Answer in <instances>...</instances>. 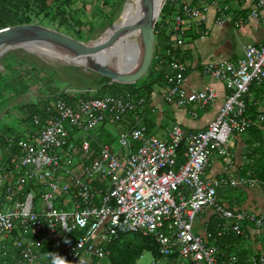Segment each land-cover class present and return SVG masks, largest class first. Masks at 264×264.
I'll list each match as a JSON object with an SVG mask.
<instances>
[{"label": "built area", "instance_id": "built-area-1", "mask_svg": "<svg viewBox=\"0 0 264 264\" xmlns=\"http://www.w3.org/2000/svg\"><path fill=\"white\" fill-rule=\"evenodd\" d=\"M167 1L176 9V15L167 52L172 60L167 63L170 73L164 79L163 103L178 107L194 103L210 105L216 100L217 92L188 89L185 85L187 67L182 59L187 40L185 34L191 27L209 29L211 17L216 25L224 24L225 14L230 11L226 5L228 0ZM242 1L248 14L244 21L235 24L236 27L249 23L262 32L263 38L258 44H248L236 62H211L204 66L202 73L223 81L228 90L225 103L207 130L187 133L181 127L173 126L168 142L151 136L140 118L135 121V115H142L149 107V101L146 96L127 94L90 98L75 104L61 99L45 109L44 119L40 115L33 116L32 126L26 128L27 139L20 142L25 152L22 164L31 167L32 171L27 172L36 180L34 190L46 211L37 212L31 194L16 203L14 209L3 210V203L11 202H4L0 191V254L12 243L16 250L14 261L20 254L18 264H95L96 260H104L108 255L104 245L121 234L140 233L153 237L161 245L164 255L176 251L184 260L218 264L216 249L209 247L193 231L198 215L206 208H214L219 215L235 219L237 224L248 219L256 226L264 227V218L224 211L217 200L221 189L245 183L255 186L256 180L206 179L203 176L210 166L213 150L231 161L227 151L230 136L242 134L252 125L246 115L244 97L253 83H264V0ZM204 33H207L206 29ZM76 92L65 91L71 96ZM191 114L197 117L193 111ZM131 116L133 123L128 120ZM259 120L264 122V114ZM107 121L128 124V129L119 135L122 152H114L111 145L105 143L93 157L90 143L84 140L79 146L82 151L79 167L72 170L62 163L65 152L78 148L71 141L69 130H82L88 139L92 130ZM182 142L188 146L187 160L177 167ZM134 143L138 144L136 148H133ZM22 182L26 183V180L22 179ZM96 183L108 186L107 191ZM57 194L68 198L72 210L55 209L53 200ZM6 195L9 198L8 190ZM168 227L174 228L175 233H165ZM234 229L240 231L238 225ZM18 233H29L34 240L21 238ZM61 233L67 237L79 236L74 241L70 238L61 241ZM46 241L56 242L57 251L41 254L38 249ZM252 264H264V255L254 259Z\"/></svg>", "mask_w": 264, "mask_h": 264}, {"label": "crops", "instance_id": "crops-1", "mask_svg": "<svg viewBox=\"0 0 264 264\" xmlns=\"http://www.w3.org/2000/svg\"><path fill=\"white\" fill-rule=\"evenodd\" d=\"M241 9L247 8L244 6ZM247 14L248 9L245 13L241 12L240 9H236L233 12L229 11L225 14L227 20L222 25H216L214 22H211L208 25L210 26L208 27L209 29H207L205 25V28H203V26L198 27L197 31L196 29L190 30L184 51L182 52V59L187 67V72L184 74L187 78L185 85L188 89H212L217 92V98L212 104L206 106L194 103L186 107H178L174 104L163 103L165 92L164 82L156 85L151 95H146L147 100L154 103H150V107H148L149 109L147 108L144 110L142 115H135V121L137 118H140L139 121H141L142 125L145 127L148 126V134L151 133V130H156L159 127L160 130L164 129L163 105L174 107L176 112H174L173 120L171 124L165 128V133L161 134L162 138L153 134H151V136L168 142L170 140L169 130L173 126H179L187 133L204 131L209 128L210 123L215 119L219 109L225 103L226 97L228 96V90L223 81H217L207 77L202 71L204 66L211 62L218 64L222 61H238L243 56L244 48L248 44H253V42L257 41V43H259L262 40V32L256 30L253 25L245 23L241 27H236L235 24L244 21ZM200 28H202L201 33H198ZM204 29L207 30V33H204ZM239 37L250 40L249 43L243 45V54L241 56H238L239 53L234 48L233 44V40L239 42ZM161 69L164 76L170 73L169 64H166L164 69L163 66H161ZM244 100L248 109L247 116L250 120L256 122V125L242 135H234L229 138L227 151L229 152V158L231 161L223 158L216 150H213L210 166L205 170L203 176L206 179L227 178L235 180H256L257 184L255 186H249L245 183L236 186L229 185L226 188L221 189L218 192L217 200L224 211L233 212L235 215L264 218V123H260L258 120V116L264 114V83L261 85L252 84L251 91L244 97ZM45 103L47 105L50 104L47 102ZM192 106L195 107L193 108ZM192 111L197 114V117L192 116ZM147 112L150 114L148 113L146 115ZM128 120L132 123L134 122L132 116ZM120 124L124 127L122 131L128 129L127 123ZM103 125L104 124L101 126ZM31 126L32 125L27 127ZM94 139L97 138L94 137ZM136 146H138V144L134 143L133 148H136ZM186 148L188 150L187 143ZM114 152H122V150L119 147ZM185 153L183 156L185 161L183 160L182 163H179V155L177 154V167L186 163L187 159ZM226 167L227 170L225 169ZM220 216L223 215H219L214 208H206L198 215L193 228L194 234L201 237L206 243L212 238L213 231H218V237H224L226 235L225 248H221V245H213V248L216 249V256L217 254L218 257L219 255H227L226 252L230 250H237L246 253L248 257L264 255V227H258L248 219L241 220L237 224L235 219H228L224 216ZM237 225L239 226V232L234 229ZM164 231H166L165 233L167 234L169 231H173L174 234L176 230L168 227ZM75 236L76 240L79 234ZM62 238L65 240L70 237L61 233L59 240L62 241ZM228 240H230V243H228ZM210 244L212 245V243ZM5 245L7 246L8 243ZM9 246L10 244L8 245L7 250L9 249ZM159 248L160 253L164 255L161 252L160 244ZM8 253V258H13L12 261L14 262V256L16 253H11L9 251ZM175 255H179L181 261H184L179 252L164 256L169 258L174 257ZM227 256L229 257V255ZM239 259L240 258L236 255H230L228 264H237Z\"/></svg>", "mask_w": 264, "mask_h": 264}, {"label": "trees", "instance_id": "trees-1", "mask_svg": "<svg viewBox=\"0 0 264 264\" xmlns=\"http://www.w3.org/2000/svg\"><path fill=\"white\" fill-rule=\"evenodd\" d=\"M73 0H0V29L6 28L8 26H16L21 24H32L36 23L39 25L44 26V21L46 23H59L56 30L61 31L60 27L69 25V20L73 19V15L83 14V17H87V10L85 5L81 9H74L72 7ZM105 2V0H104ZM105 7L107 6L106 3L103 4ZM174 10L173 5L167 1L166 5L164 6L163 10L161 11L160 17L158 22L155 26V34H156V49H155V56L152 63V66L147 74L148 82L141 86L140 88H134V85L131 89H128L127 92L122 91L121 88H117L116 84H122L115 81H112L108 78L102 77L100 75L95 74V76L102 78V80H96V77H91L90 82L88 81L87 75L84 71L82 72L79 67H63V68H55L50 66L37 57L28 54L24 50H16L10 51L6 53L1 58V66L4 71L0 70V110H5L6 114L10 115L12 113L16 114L17 122L22 123V125L26 126V121L32 123V117L35 114H42L41 107L47 103L54 101L55 99L61 98L65 99L71 104H75L76 101L80 99H88L92 98L87 96L89 92L80 93L77 95H67L65 94L62 85H70L74 87V83H77L79 86L74 87L78 90H95L99 92V94L95 97H104V96H119L121 94L131 95L132 97H145L150 96L154 90L156 85L162 84L164 82L165 76L161 71V66H164L172 60L171 55H168L167 52L169 50L170 38L173 33V29L169 32H165V27L167 23L165 22L168 15ZM241 12H247V9H240ZM229 12V11H228ZM227 12V13H228ZM44 18V20H41ZM81 19V18H80ZM50 21V22H47ZM73 27L75 25L85 27L88 26V32H84L86 34H90L92 37V33H94L95 29L91 26V20H84V21H74ZM113 21L109 22L111 25ZM70 26V25H69ZM46 27V26H45ZM196 28H191L194 30ZM77 32L79 37H82L81 29ZM190 32V31H189ZM185 34V39L188 37V33ZM201 33V28L198 31ZM77 38L80 41L90 42L92 39L87 37L86 40L81 38ZM76 38V37H75ZM258 44V43H257ZM19 52H26L25 54H20ZM180 50L177 51L179 53ZM161 73V74H160ZM13 74V78L9 75ZM35 76V79L43 81V85L45 87L44 91L40 92V96L34 102H27L17 105H12L13 100L21 97V95L26 94L30 86H28L27 79H31ZM146 76V77H147ZM35 79L33 80L34 82ZM87 83V84H85ZM134 84V83H132ZM256 84V83H253ZM263 84V83H262ZM130 85L131 84H126ZM258 85V84H257ZM261 85V84H260ZM67 86V87H68ZM251 91V88H250ZM249 91V92H250ZM110 92V94H108ZM147 93V94H146ZM45 94V95H43ZM248 94V93H247ZM246 94V95H247ZM15 95V96H14ZM51 104H49L50 106ZM248 115V109L247 113ZM262 115V114H260ZM259 115V116H260ZM258 116V120H259ZM20 117V118H19ZM248 117V116H247ZM249 118V117H248ZM252 121V120H251ZM260 122V120H259ZM264 123V122H260ZM256 125V122L252 121V125L249 127L252 128ZM148 127V126H147ZM27 128V127H26ZM247 129V131L249 130ZM246 131V132H247ZM244 132V133H246ZM242 133V134H244ZM12 135L11 130L7 128L5 131L0 132V165H8L14 159L15 155L18 153L17 148H12L9 152L7 150V142H6V135ZM242 134H233L234 135H242ZM230 136V137H231ZM107 137H111L108 136ZM90 143V151L93 157H95L99 152H97V147L99 148L100 144L97 139L89 138ZM105 144V143H104ZM120 147V144L118 142ZM121 148V147H120ZM187 150L186 142H182L179 147L178 155H179V163L185 161L184 153ZM11 165V164H10ZM98 186H103L100 183H96ZM104 190L107 191L108 186H103ZM6 196L2 191V200H6ZM83 201H81L82 203ZM97 202H100V199L97 198ZM12 203H3V208L7 210L8 208H12ZM2 209V208H1ZM76 234L70 236L71 240H75ZM225 238L218 237V231L212 232V238L209 240L207 244L209 247H213V245L220 246L221 248H225ZM64 238H62V241ZM4 244L8 242L3 241ZM230 243V240H228ZM104 248L107 250L108 255L104 260H96L95 264H102L106 262V264H138L141 257L150 252L155 257V263L153 264H187L182 262L179 255H175L174 257L166 258L164 255L160 253L159 244L153 237H145L140 233H127L121 234L116 240L111 242L110 244L104 245ZM41 254H45L51 251L56 250V242L54 241H46L39 249ZM67 253V252H66ZM227 255H236L239 257V261L237 264H252L254 259H257L259 256L248 257L246 253L239 252L237 250L227 251ZM67 255H69L67 253ZM226 254L224 256L218 254L216 257L218 264H228L229 257ZM20 254L16 255V259L13 262V258L9 259L6 253H3L0 256V264H18L17 259L19 258ZM70 256V255H69ZM9 259V260H8ZM189 264H200L195 263L191 260H186Z\"/></svg>", "mask_w": 264, "mask_h": 264}, {"label": "water", "instance_id": "water-1", "mask_svg": "<svg viewBox=\"0 0 264 264\" xmlns=\"http://www.w3.org/2000/svg\"><path fill=\"white\" fill-rule=\"evenodd\" d=\"M163 7L157 9L156 0H142L138 42L129 41L120 35L118 29L124 26L120 23L121 17L100 37L90 42L77 40L62 31L36 23L8 26L0 29V57L16 49L29 52L26 48L28 44H34L44 51L59 48L73 56L76 65L87 73L118 83H136L147 76L152 66L156 49L155 26ZM124 10L125 6L123 13ZM213 19L211 17L210 23Z\"/></svg>", "mask_w": 264, "mask_h": 264}, {"label": "rangeland", "instance_id": "rangeland-1", "mask_svg": "<svg viewBox=\"0 0 264 264\" xmlns=\"http://www.w3.org/2000/svg\"><path fill=\"white\" fill-rule=\"evenodd\" d=\"M211 1V0H209ZM128 0H73L72 2V7L74 9H81L83 7V5H85L86 10H87V17H83V14H78V15H73V19L69 20V25L66 26H62L60 27V30L77 39L79 37V35H77V31H80L81 29V33H82V37H79L83 40H86L87 37H89L90 39L95 40L98 37H100L109 27V22L110 21H119V18L121 17V14L123 13V9L124 6L127 4ZM106 3L107 6L105 7L103 4ZM226 5L228 6V8L230 9L231 12L235 11L236 9H241L242 7H244V2L242 0H228L226 1ZM195 6V5H192ZM163 10V9H162ZM175 15H176V9L174 8V10L168 15L167 19H166V27L165 30L166 32L169 30H172L175 26ZM228 16V15H227ZM160 17V16H159ZM81 18V19H80ZM91 20V26L94 27L95 31L94 33H92V37L90 34H86L84 32H88V26L85 27V25L82 26H77L75 25L73 27V24L75 23L74 21H84V20ZM41 20H44V18H41ZM161 20V19H160ZM159 20V21H160ZM50 22V21H47ZM114 23V22H113ZM112 23V24H113ZM44 26L51 28V29H57V27L59 26V23H46L44 21ZM212 25V24H210ZM198 30V28H196V31ZM247 38V37H245ZM78 40V39H77ZM250 40L248 39H244L239 37V42L237 40H233V44H234V48L236 49V51H238V56H241L243 54V45L249 43ZM258 42V41H257ZM257 42H253V44H257ZM16 50H22V49H16ZM25 51V50H24ZM27 52V51H26ZM26 52H19L21 55L25 54ZM28 53V52H27ZM30 55H33L31 53H28ZM35 56V55H33ZM37 57V56H35ZM1 58L0 57V70L4 71V69L1 66ZM39 60H41L42 62L53 66L55 68H63V67H67V68H71V67H78L76 64L72 63L69 65H63L60 63H53L49 61H45L42 58L37 57ZM59 62V60H57ZM81 69V71L83 72L84 69L82 67H79ZM85 72V71H84ZM87 75H89L90 77L88 78L87 82L93 81L91 80V77H96L94 73H87L85 72ZM11 78H13V74L9 75ZM35 79V76H33L30 80L27 79V82L29 83L28 86H30V88L28 89V92H25L26 94L21 95V97L14 99L12 105H17V104H22V103H27V102H34L38 99V97L40 96V92L44 91L45 87L43 85V81L38 80V78L35 79L36 82H34L33 80ZM96 80H102V78H99L98 76L95 78ZM148 82V76L142 78L141 80H139L138 82L131 84L130 85H126V84H116L115 86H117V88H121L122 91L127 92L128 89H131V87L134 85V88H140L141 86H143L144 84H146ZM87 84V83H85ZM74 87H78L79 85L77 83L73 84ZM68 85L63 84V90H75L76 88L71 87L72 84L70 83V85L67 87ZM94 91V89H93ZM99 94V92H90L87 96L89 97H95ZM108 94H110V92H108ZM45 95V94H43ZM15 96V95H14ZM150 103H154V102H149V107H150ZM193 108L195 106H192ZM149 109V108H148ZM163 111H164V122H163V128L162 130H160V127L157 128L156 130H151V133H149L150 135H156L159 138L161 137L162 133H165V128H167L172 120H173V116H174V112H176V110L174 109V107L171 106H166L163 105L162 107ZM193 110V109H192ZM149 112L146 113V115ZM43 114V113H42ZM42 114H40L42 116ZM150 114V113H149ZM17 118L16 114L12 113L10 115L6 114L5 110H0V132L5 131L7 128H9L11 130V133L15 136H21L23 139H27V135L24 132V129L27 126H30L32 123L29 121H26V126L22 125V123H18L17 122ZM20 118V117H19ZM104 126V127H103ZM103 126H99L98 128H96L95 130H92L89 135L90 136H94L95 138H97L98 142L100 144H104V143H108L111 145V147L113 148V150H117L119 148L118 142H119V135L121 133V131L123 130V125L117 122H111V121H107ZM172 126V125H171ZM7 135V134H5ZM111 136V137H107ZM87 141L89 142L88 139H86V132L79 130V131H75L71 134V141L76 143L78 145V148L73 147L69 152H65L62 156V163L68 164L69 167L72 170H75L79 167L81 161H82V151L79 149V146L82 145L83 141ZM14 142V141H12ZM97 152H99V148L97 147ZM34 196H36V194L34 193ZM99 197V196H98ZM37 202V199H36ZM53 204L55 209L57 210H61L62 208H65V210H72V207H70L69 203H68V198H66V196H63L61 194H57L56 197L53 200ZM3 210H5V208L2 207ZM46 211V207L44 206V203H42V205L37 209V212H44ZM19 231V230H17ZM19 237L21 238H25V239H32L34 240V238L28 233H18ZM207 244H210L209 242H207ZM9 252L11 253H16V250L14 249V247L12 245L9 246L8 249ZM155 257L153 256L152 253L147 252L143 255V257H141V259L139 260L138 264H153L155 263ZM184 263L189 264L188 261L184 260ZM102 264H106V262H103Z\"/></svg>", "mask_w": 264, "mask_h": 264}, {"label": "clouds", "instance_id": "clouds-1", "mask_svg": "<svg viewBox=\"0 0 264 264\" xmlns=\"http://www.w3.org/2000/svg\"><path fill=\"white\" fill-rule=\"evenodd\" d=\"M187 39H188V37H187ZM11 51H16V50H11ZM88 90L89 91L76 89L77 92L75 94H73V95L75 96L77 94L86 93V92H89V93L90 92L91 93L92 92H96L95 90L94 91L91 90V89H88ZM92 98H96V97H92ZM88 99H90V98H88ZM58 100H61V98L55 99L54 101L50 102V104H51L50 106L52 107L54 104H56V102ZM82 100H86V99H80V100L76 101L75 103L80 102ZM48 106L49 105L46 104V105L41 107V110H42V113H43L42 116L40 114H35V115H40L44 119L45 116H46L45 109ZM32 124H33V117H32ZM69 131H70V135H71L73 132L79 131V130H69ZM24 132H26V129H24ZM91 138L93 139L94 137L91 136ZM22 140H24V139L21 136H12V135H8V134L6 135V142H7V146L6 147H7L8 152L12 148H17L18 149V153L15 155V159L10 163L11 165L10 164H8V165H3V164L0 165V178H3L2 179V186L0 187V191L1 192L3 191L5 196H6V198H7L6 200H3V201L4 202L5 201L11 202L13 204V206H12L13 209L15 208L16 203L20 202L21 199H26L28 197V194H31L34 197V200H35V203L37 204V209H38L42 204L39 203L38 195L36 194V192L34 190V185H33L34 183L33 182L36 183V180L30 178V174L28 173V172L32 171L31 167H25L22 164V160H23L24 153H25L23 148L20 146V142H22ZM12 141H14V142H12ZM22 179H25L26 183L22 182ZM9 189H10V191H9ZM6 190H8V192H9V198L6 195ZM34 193L36 194L37 197L34 196ZM36 199H37V202H36ZM9 244L12 245V243H9ZM3 253H6V255L9 254L8 250H3V252L0 254V256H2ZM172 254H173V252L170 253L169 255H172Z\"/></svg>", "mask_w": 264, "mask_h": 264}, {"label": "bare ground", "instance_id": "bare-ground-1", "mask_svg": "<svg viewBox=\"0 0 264 264\" xmlns=\"http://www.w3.org/2000/svg\"><path fill=\"white\" fill-rule=\"evenodd\" d=\"M157 9L162 8L165 0H156ZM142 0H128L125 5L124 13L121 14V21L124 26L119 28V33L121 36L126 37L125 39L131 41L138 42L139 39V25L142 17ZM110 34L108 35V37ZM26 48L29 52L38 55L45 61L60 63L63 65L76 64V60L73 56L63 52L59 48H55V50H42L40 47H36L34 44H28ZM59 60V62L57 61Z\"/></svg>", "mask_w": 264, "mask_h": 264}]
</instances>
